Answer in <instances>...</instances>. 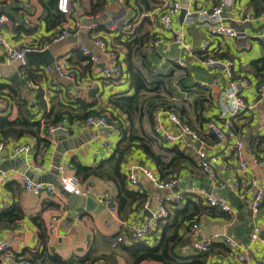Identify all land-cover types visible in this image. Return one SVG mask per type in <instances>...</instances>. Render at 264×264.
<instances>
[{"label": "crops", "instance_id": "crops-1", "mask_svg": "<svg viewBox=\"0 0 264 264\" xmlns=\"http://www.w3.org/2000/svg\"><path fill=\"white\" fill-rule=\"evenodd\" d=\"M135 1L101 0L105 6L104 10L93 15L89 14L91 0H79L81 7L67 16L69 22L72 20L79 21L80 30L70 38L69 45L65 47L63 53L56 54V61L64 56L62 58H65L66 66L74 67L77 70L78 79L72 80L73 85L59 80L54 71L51 74L41 73L47 65H29L39 67L35 73L39 76L37 75L36 80L33 79L39 84V88H31L28 94L12 79L16 74L25 75L22 69L24 64L16 62L12 65L0 66V87L3 85L0 89V98L7 94L12 101V108L9 113H0V116H16L18 103L21 102L20 98H25L31 104L36 118L40 119L45 108L37 102L38 100L36 101L35 96L43 93V95H47L51 108L58 109L65 106L74 115L82 117L69 121V129L66 131V135L68 139H72L71 143L63 144L56 135L52 137L50 145L43 149H38L36 139L31 136L6 141V146L2 151L3 162L1 167L6 173L7 180L4 184L0 182V210L17 201L24 216L14 228L0 229V237L2 236L0 242L7 241L10 244V250L0 257V264H18V260L23 258L30 260L33 252L41 250L39 223L43 225L48 236L47 247L50 253H57L64 259H71L74 262H78L80 257L91 255L95 259L94 264H129L128 255L123 249L126 243L116 242V237L123 233L129 236L132 227L140 225L149 217L150 211L144 206L146 201H149L150 207L155 209L162 197L171 192V190L158 188L146 177L141 176L136 186L129 185V187L145 194L144 204L140 207H136L135 204L134 207L120 212L119 208L117 211L110 210L94 197H87L91 198V204L84 203L82 199L85 197L82 196H76L78 198H73L71 202L63 193L64 198L56 195L38 196L23 188L24 175L29 176L28 172L30 171L35 175V179L38 178V180L45 182L54 180L52 170L57 161L72 165V169L76 173L74 161L85 166L95 167L102 160L109 159L122 141L123 129H126L128 138L130 136L144 138L152 146L153 151L169 160L165 152L168 150L170 155L172 154L171 150L167 149L171 148V145L155 132V122L154 120L151 121L147 113H137L131 119L122 110L113 108L110 103L114 95H132L134 93L127 64V47L124 41L127 38L128 29L138 28L143 21V17H140L141 13L136 11ZM178 1L186 10L187 7L195 8L201 4L212 6L221 0H200L199 4L195 5H192L189 0ZM227 1L229 4L226 12V23L240 30L239 36L212 38L208 35L207 24L196 20L188 22L184 18L181 20L180 11L174 16V28L185 32L187 40L192 43L194 49V56H186L187 64L179 66L173 62L175 58H182L185 55L182 49L172 42V33L166 32L162 35L164 41L161 46L156 48L151 46V48L148 47L150 45L148 43L149 45L147 44L146 49H144V58L147 59L148 65L163 61V65L158 71L161 75L159 80L163 81L162 89L158 92L146 93L144 99L151 98V96L155 99V96L158 95L160 99L156 98L155 101L176 106L181 118L199 132L200 138L204 142L203 148L207 151L208 159L215 174V179L210 180L200 166V160L197 156V148L200 147L199 141L195 142L194 148H184L176 144L175 146L190 158V160L182 163L181 171L176 175L180 177V181L172 189V191L183 192L185 201L181 206L174 208L171 217L160 222L158 228L144 242L156 245L161 239L163 225L174 218L177 210L185 207L188 199L192 198L194 201H199L201 198L204 205H208L205 200L206 196L213 194L218 198L226 199L233 205L234 211L226 212V215L200 214L198 216L202 228L200 234L192 236L188 231L186 242L181 244L179 248L180 253L185 256L197 253L192 248L193 238L202 240L213 237V243H217V245L208 255L207 264H242L235 260L231 248L225 242L227 237H231L238 243L237 251L245 248L250 251L252 255L251 264H264L261 242L264 232H261L260 239L256 241L250 239L254 224H260L264 227V201L260 206L259 213L257 215L253 213V201L259 186L252 183L253 178H258L259 184L264 183V167L255 161L253 156V152L259 151L264 159V97L261 98L257 90L259 84L264 80V39L258 38L259 34L264 33V18H257L261 12H264V0ZM159 2L160 5L153 10L154 16L159 14L164 0H159ZM10 3L14 4L13 10L22 18L24 27L31 28L32 32L20 30L19 24L21 23L19 20L4 10V6ZM121 5L122 8H120ZM82 14L85 19H91L92 23L95 22L96 18L100 20L98 23V25H102L100 34L103 35L108 45L119 49L120 60L126 69L125 79L120 81L101 79V69L110 60L105 48L92 45L93 33L88 31L85 34L82 30L83 20L80 18ZM245 14H250V19L247 22L243 20ZM44 16L45 11L39 0H0V39L10 46H20L30 38L43 40L49 37L67 22H63L55 30L50 31L47 29ZM25 18H28L30 25L25 21ZM114 25L117 26L115 30L112 29ZM147 28L153 32L159 31L157 23L151 24ZM205 39H210L211 51L217 58H230L234 61L233 78L229 79L220 70L206 68L198 62L200 46ZM83 47L90 48L92 51L94 49L93 52L99 59L98 66H94L83 59ZM5 48V46L0 45V58H2ZM144 58L142 59V56L137 55L132 57L136 69L146 70L143 66ZM240 77H248L251 81L250 85L242 87L243 96L249 107L244 112L231 117V122L246 143L245 159L248 165L245 170H242L235 159L234 142L230 140L221 148H217L215 136L208 129L210 121L220 125L223 123L224 118L220 113L218 104L220 94L232 81ZM90 80L97 84V88L93 91H89L87 87ZM147 103H145L146 107ZM112 110L115 111L113 120L119 131L105 141L104 130L86 126L83 116L102 112L111 114ZM132 120H134L133 124L131 123ZM164 120L170 127L168 119L165 118ZM1 140L4 139L0 136ZM19 143L32 145V150L27 159L24 154L13 155L14 147ZM138 143V139L134 140L135 145L125 157L124 172L126 163L131 160L142 161L157 171L155 160L139 147ZM62 150L63 152H61ZM30 162L33 165L41 166L43 171L36 170ZM58 179L59 174L57 175L59 184ZM84 180V182L92 184L98 191L110 190L117 199L118 190L113 181L94 175ZM190 189H194L196 192H190ZM138 202L136 203L139 204ZM75 208H78L77 216L69 219ZM61 212L63 214L57 232L49 233L48 226L52 217ZM217 231L226 234L221 233L216 236ZM113 243L116 245L113 246ZM220 243H224L229 250L223 251ZM10 252L13 253V256L10 255ZM31 264H42V262L34 263L31 261ZM141 264L159 263L145 260Z\"/></svg>", "mask_w": 264, "mask_h": 264}, {"label": "built area", "instance_id": "built-area-1", "mask_svg": "<svg viewBox=\"0 0 264 264\" xmlns=\"http://www.w3.org/2000/svg\"><path fill=\"white\" fill-rule=\"evenodd\" d=\"M192 5L199 4L200 0H189ZM228 1L221 0L219 3L206 6L197 5L195 8H186V13L184 19L188 22L201 21L207 24L208 35L212 38H234L240 35V30H238L233 25L226 23V12L228 8ZM81 7L79 0H59L58 8L67 15L72 14L77 9ZM182 3L178 0H164L161 4L159 14L154 16L153 11H146L141 13L140 17L149 16L151 17L152 24L157 23L159 25V31H155V38L150 43V46L159 47L163 44L164 33H172L171 40L173 43L177 44L184 52L185 57H177L173 60L174 63L179 66H185L187 64L186 56H194V49L192 43L187 40L186 34L183 30H175L174 28V16L177 15L182 10ZM257 18L263 19L264 12H261ZM250 14H245L243 20L245 22L249 21ZM25 21L29 24L28 18ZM30 25V24H29ZM98 23L94 22L89 26V31L93 33V43L100 48H105L107 55L109 57V62L101 69V79L106 81H120L126 78V69L122 61L120 60L119 49L117 47H110L108 42L104 39L103 35L100 34V29H98ZM111 27V26H110ZM117 26H113L112 29L115 30ZM80 30V24L77 20H72V22H65L64 25L55 31L49 37L43 40L37 39H27L22 45H8L4 40L0 39V45L5 46V52L0 58V66L12 65L16 62L21 64H26V54L32 51L45 50L50 47L52 42H58L65 39L73 32H78ZM131 34L135 33V27L128 29ZM127 31V32H128ZM129 33V32H128ZM259 39H264V33L258 35ZM151 47V48H152ZM201 54L198 56V62L209 69H217L225 74L229 79L234 77V66L235 63L230 58H217L211 51L210 39H205L200 46ZM82 54L85 56L87 62L94 66L99 65V59L95 53L87 47L82 48ZM64 57V56H62ZM61 57V58H62ZM60 58V59H61ZM56 61V67L53 68L47 65L41 73L51 74L56 71L58 75L69 80H77L78 72L74 67L66 66L65 58ZM163 65V61L152 64L150 71L152 73L158 72ZM31 88H39V84L33 79L27 78L25 75L22 76ZM235 81V82H234ZM232 81L226 89H224L219 97V109L220 113L224 118L223 123L220 125L214 121L208 123L209 131L215 136V146L221 148L226 142L233 141L235 159L242 168L245 170L247 168V161L245 159L246 143L243 136L233 127L231 122V117L236 116L246 110L249 107L247 104L243 93L242 87H247L251 84L248 77H240ZM234 82V83H233ZM204 85V84H202ZM89 91H93L97 88L95 81H89L87 84ZM258 94L261 98L264 97V80L257 87ZM45 101V109H50L49 99L47 95H43ZM12 108L11 98L4 94L0 98V113L6 114ZM165 118L168 119L170 127L165 122ZM41 121L44 124L43 115L41 116ZM70 119L64 118L61 122L56 125H51L45 128L43 131V136L47 137L50 141L58 130L68 131V124ZM155 122V132L161 135L165 142L167 141L173 147L176 144L181 145L184 148H194L196 141H199L200 147L197 148V156L200 160V166L204 170L210 180L215 179V174L211 166V162L208 159L207 151L203 148L204 142L200 138V134L195 130L191 124L185 121L176 111L175 107L163 108L159 107L156 109L154 114ZM84 124L88 127L104 130L105 141L109 140L112 135L118 132L117 124L112 121L111 114L109 112H102L98 114L89 115ZM6 146V141H0V182L4 184L7 180L6 173L1 167L3 162L2 151ZM32 150V145L30 143H19L14 147L13 155L17 156L24 154L25 158H28V154ZM255 161L264 167V159L261 157L258 151L253 152ZM31 164V162H30ZM36 170L43 171L41 166L36 164H31ZM59 170V183L60 186L67 192L73 193L77 196L82 197H94L99 203L103 204L105 207L112 211L118 210V202L115 195L110 190L98 191L92 184L88 182H83L73 171L72 165L67 163H60L58 166ZM125 174L127 177L128 184L130 186H136L140 181L141 176L146 177L151 183L162 190H171L170 193L166 194L157 204L155 209H152L149 205V201L145 202V207L150 211L149 217L144 220L140 225L131 228V233L129 236L125 233L120 234L116 237V242H123L126 244H132L138 241H144L148 236H150L157 228L160 222H164L171 217L172 210L176 207L181 206L185 201V195L183 192L172 191L174 186H176L179 181V176H173L168 180L162 179L158 172L154 169L148 167L142 161H129L126 163ZM253 185L259 186L257 194L253 201V213L257 215L259 213L260 206L264 201V183L259 184L258 178L252 179ZM236 186L238 184L236 183ZM23 188L35 195H56L64 198L61 189L51 182H45L41 180H35L27 174L24 175ZM190 192H196L194 189H190ZM206 202L217 209L225 212H233V205L230 204L226 199L218 198L213 194H207ZM62 212L55 214L48 226L49 233H56L58 226L62 218ZM202 230L200 223H194L189 234L192 236H198ZM261 232H264V227L260 224H254L250 239L256 241L260 239ZM216 236L218 234H215ZM213 237L198 239L193 238L192 248L196 252H209L213 245ZM226 244L231 248V252L235 256V260L242 264H251L252 255L250 251L245 248L244 250L237 251L238 243L231 237H227L225 240ZM262 251H263V261H264V237L261 239ZM116 243H113L115 246ZM10 250V244L7 241L0 242V257L3 253ZM13 253L10 252V255ZM13 256V255H12ZM18 264H31L28 259L18 260Z\"/></svg>", "mask_w": 264, "mask_h": 264}, {"label": "trees", "instance_id": "trees-1", "mask_svg": "<svg viewBox=\"0 0 264 264\" xmlns=\"http://www.w3.org/2000/svg\"><path fill=\"white\" fill-rule=\"evenodd\" d=\"M45 11V20L47 23V29H56L63 22L67 21V14L59 10V0H39ZM136 11L137 13H143L146 11H153L160 5L159 0H136ZM104 3L101 0H91V8L89 14L97 15L100 11L104 10ZM2 13V12H1ZM141 21V25L136 28L135 33L130 34L124 41L127 47V61L128 69L130 70V78L134 93L132 95L122 94L114 95L111 98L110 103L115 109H120L126 113L131 119L135 115L147 113L149 118L153 122L154 114L157 108H170L175 107L174 104L160 103L158 100L160 96L156 95L155 99L145 98L148 92H158L162 89L161 85L163 81L159 80L160 74L158 72L151 73L147 59L145 57L144 49L147 44L155 38V33L149 30L147 26L152 24L151 17L145 16ZM134 22V21H131ZM19 29L25 32H32L31 28H25L21 23ZM102 25H99L98 29H101ZM56 31V30H55ZM54 31V32H55ZM119 37V36H118ZM117 38V37H116ZM120 38V37H119ZM148 44V45H149ZM201 54V51H199ZM142 56L144 58L145 71L136 69L132 57ZM83 56V54H82ZM85 59V56H83ZM23 72L27 78L34 79L39 76L35 74L38 70V66H29L27 64L22 66ZM38 75V76H37ZM3 85L0 87V89ZM19 90V88L17 87ZM17 92V91H16ZM36 101L45 108V102L43 93L35 96ZM39 99L40 102H39ZM18 103V113L16 116L3 115L0 116V136L4 141L18 140L24 136L34 137L37 141L36 145L38 149L47 148L51 141L43 136V131L51 125H56L61 122L64 118L74 119L82 118L81 116L74 115L69 108L61 106L58 109L53 107L49 110L44 111L43 119L36 118V114L29 104V101L25 98L21 99ZM35 102V101H34ZM147 103V107L145 103ZM56 109V110H55ZM145 111V112H144ZM115 111H111V119L114 118ZM90 114L83 116L85 119ZM131 121V120H130ZM132 120V124H133ZM124 130V136L122 141L118 144L115 153L107 160H102L100 164L95 167L85 166L79 162L74 161V168L77 176L81 181H85L89 176H97L103 179L111 180L115 183L118 194V208L120 212L127 210L128 208L140 207L144 204L145 194L137 192L129 187L126 174L123 170L124 161L127 153L131 150L134 144V140L138 139L137 144L141 147L151 158L156 162L157 172L162 179L168 180L173 176L180 173L182 163L190 160L187 154L176 146L168 148L172 154L169 156V160H166L164 156L153 151L152 146L144 138L139 136H126V129ZM259 152V151H258ZM139 201L137 204L136 202ZM220 214L226 215L225 211L218 210L216 207L204 205V201L200 198L199 201H194L192 198L187 200V204L182 209L176 211L175 216L172 220L166 222L163 225V233L161 239L156 245H150L144 241L134 242L132 244H125L123 249L127 253L129 264H141L145 260L157 261L159 264H207L208 255L214 250L217 243H213L212 248L209 252H197L193 255H182L179 251L181 244L186 242L187 233L190 231L191 226L194 223H199L200 214ZM24 216L23 210L20 204L16 201L10 204L8 207H4L0 210V229L14 228L17 222ZM40 227V242L42 245L41 250H37L32 253L30 260L32 262L41 261L42 264H94L95 259L91 255L80 257L78 262L74 260H66L57 253H50L47 247L48 236L45 232V228L39 223ZM220 247L223 251H228V247L224 243H220Z\"/></svg>", "mask_w": 264, "mask_h": 264}, {"label": "water", "instance_id": "water-1", "mask_svg": "<svg viewBox=\"0 0 264 264\" xmlns=\"http://www.w3.org/2000/svg\"><path fill=\"white\" fill-rule=\"evenodd\" d=\"M14 8V4L10 3L4 6V10H6L7 13H9L11 16L16 17L17 20H19L20 23H22V18L20 16H18L16 14V12H14L13 10ZM186 10L185 8H182L181 12H180V19L183 20L184 16H185ZM96 23H99L100 20L98 18L95 19ZM26 64L28 65H50L53 68L56 67V53L53 50V48L50 46L48 48H46L45 50H38V51H32V52H28L26 54ZM13 81L20 86V88L25 91L26 93H30V88L28 87V85L26 84L24 78L20 75V74H16L15 76H13ZM67 133L63 130H58L55 132V135L57 136V139L61 140V142L63 144L66 143H71L72 139H68L67 138ZM66 151V150H65ZM63 152V150L61 151ZM60 165L59 161H57L54 164V168L52 170L53 174H54V180H47L50 181L51 183H55L62 191L63 194H65V196H67L71 202L73 200V198H78L76 197L77 195H74L73 193H69L67 191H65L61 186L60 183L58 184L57 182V175L59 174V170H58V166ZM4 170V169H3ZM29 176H31L33 179H35V175L30 171L28 172ZM35 180H38L35 179ZM84 200V203H89L91 204L92 200L91 198H85L82 199ZM78 213V208H75L74 212L72 213V215L69 217V219H73L74 217L77 216ZM226 234L225 232H216L215 234ZM230 233V232H229ZM228 234V233H227ZM229 235V234H228ZM2 237V236H1ZM0 237V240L2 239Z\"/></svg>", "mask_w": 264, "mask_h": 264}, {"label": "rangeland", "instance_id": "rangeland-1", "mask_svg": "<svg viewBox=\"0 0 264 264\" xmlns=\"http://www.w3.org/2000/svg\"><path fill=\"white\" fill-rule=\"evenodd\" d=\"M120 8H122V5H121ZM80 18H81V20H83V22H82V30L85 32V34H87L88 31H89V26H91L93 21L91 19L90 20L85 19L83 14L80 16ZM107 21H108V19H107ZM102 24H104V22H102ZM135 31H136V29H135ZM128 32L129 33L126 34L127 36H129L131 34L130 31H128ZM74 33L76 34V32H73L69 36H67L65 39H63L61 41H58V42H52L51 43L50 46L53 48V50L55 51L56 54L63 53L65 47L69 45L68 42H69L70 38L74 36ZM151 42H152V40H151ZM92 45L93 46H97L94 43H92ZM97 47H99V46H97ZM148 47H151V46L149 45ZM93 51H94V49H93ZM54 72H55V75L58 77L59 80L63 81L66 84H69V85H73L74 84L72 82V80H69V79H66L64 77H61L60 75H58V73L56 71H54ZM165 154H167L166 156H168V157L170 156V153H169L168 150L165 152Z\"/></svg>", "mask_w": 264, "mask_h": 264}]
</instances>
